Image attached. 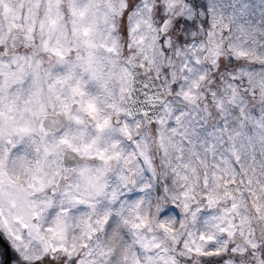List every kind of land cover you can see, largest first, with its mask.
I'll return each mask as SVG.
<instances>
[{
  "label": "snow or ice",
  "instance_id": "6c2138e0",
  "mask_svg": "<svg viewBox=\"0 0 264 264\" xmlns=\"http://www.w3.org/2000/svg\"><path fill=\"white\" fill-rule=\"evenodd\" d=\"M0 264H264V0H0Z\"/></svg>",
  "mask_w": 264,
  "mask_h": 264
},
{
  "label": "water",
  "instance_id": "95a60500",
  "mask_svg": "<svg viewBox=\"0 0 264 264\" xmlns=\"http://www.w3.org/2000/svg\"><path fill=\"white\" fill-rule=\"evenodd\" d=\"M1 243H3V247L6 248V251L8 252V255H10V248H9V245H8V242H5V241H0Z\"/></svg>",
  "mask_w": 264,
  "mask_h": 264
},
{
  "label": "rangeland",
  "instance_id": "374dc122",
  "mask_svg": "<svg viewBox=\"0 0 264 264\" xmlns=\"http://www.w3.org/2000/svg\"><path fill=\"white\" fill-rule=\"evenodd\" d=\"M10 252H11V253H10V255H9V256H12V255H13V253H12L11 249H10Z\"/></svg>",
  "mask_w": 264,
  "mask_h": 264
},
{
  "label": "flooded vegetation",
  "instance_id": "af4514ba",
  "mask_svg": "<svg viewBox=\"0 0 264 264\" xmlns=\"http://www.w3.org/2000/svg\"><path fill=\"white\" fill-rule=\"evenodd\" d=\"M0 246H2V247H3V243H1V242H0ZM5 250H6V249H5Z\"/></svg>",
  "mask_w": 264,
  "mask_h": 264
}]
</instances>
